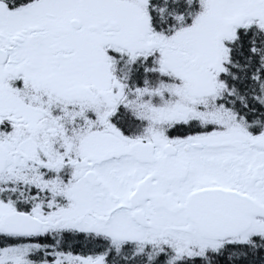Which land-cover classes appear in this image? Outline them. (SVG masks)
Wrapping results in <instances>:
<instances>
[{"label": "snow or ice", "instance_id": "snow-or-ice-1", "mask_svg": "<svg viewBox=\"0 0 264 264\" xmlns=\"http://www.w3.org/2000/svg\"><path fill=\"white\" fill-rule=\"evenodd\" d=\"M0 264H264V0H0Z\"/></svg>", "mask_w": 264, "mask_h": 264}]
</instances>
